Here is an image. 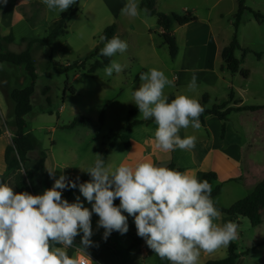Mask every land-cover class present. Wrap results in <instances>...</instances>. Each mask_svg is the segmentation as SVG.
I'll list each match as a JSON object with an SVG mask.
<instances>
[{
  "label": "rangeland",
  "instance_id": "1",
  "mask_svg": "<svg viewBox=\"0 0 264 264\" xmlns=\"http://www.w3.org/2000/svg\"><path fill=\"white\" fill-rule=\"evenodd\" d=\"M245 1L249 10L244 12L238 29L237 37L241 49L236 52V57L241 61V71H248L249 77L245 79L240 73L234 75L227 70L220 71L222 58L219 53L216 52V56L213 53L212 70H215L222 80L218 85L210 87L208 94L212 102L206 108H212L215 102L225 103L232 91L236 95L229 107H262L257 113L232 112L227 122L231 136L235 135V138H238L237 134H240L242 143L255 149L249 153L258 166L253 170L251 167L247 168L248 174L252 175L249 186H243L239 181L224 186V193L214 202L225 208L244 199L250 194L249 190H254L251 189L252 186H256L264 179V25L259 24L254 17V13L264 16V0ZM155 2L159 13L183 16L189 12L198 18L209 20L218 47L228 46L234 36L237 0H155ZM125 3L126 0H77L71 6L77 8L78 12L69 23L68 34L60 36L51 47L34 44L30 50L38 79L31 99L32 112L25 120L27 134L35 145V150L29 154L28 169L36 176L37 194L51 188L55 179L62 174L70 179L79 176L83 182L90 181V175L80 168L91 165L96 159L95 154L103 157L112 144L115 147L109 152L105 163L113 168L118 166L129 153L124 143L116 139L118 135L132 138L135 143H142L148 136L144 131L149 130L154 134L157 125L140 126L131 135L126 131L128 121H148L140 116L139 111L130 117V112L138 108L132 103L130 90L139 87L140 73L151 68L162 70L173 79L172 71L180 67L181 59H172L167 46L163 45L157 18L143 11L138 18L123 16L120 10ZM138 3L141 8L142 0H138ZM22 5L26 7L25 15L20 11ZM71 7L63 13H69ZM63 13L57 15L48 11L42 0H6V3L0 0V36L3 51L21 53L27 49L29 41L46 38L50 24L58 20ZM114 24L117 27V36L127 42L128 48L123 54L117 53L109 59H115L123 65V71L119 74L114 72L111 77L105 75L104 68L91 73L90 68L103 61V58L97 55L105 43L100 37ZM177 27L175 24L173 30L176 31ZM10 35L13 41H6ZM185 35L184 29L176 32L181 53L184 50ZM203 46L204 51L211 49L205 44L200 45V48ZM245 50L250 52L247 53ZM75 65L76 68L68 69L69 66ZM29 84L30 78L24 66L0 64V127L4 131L0 151L6 142V146L11 143L15 135L14 105L10 93L13 89L25 88ZM71 88L76 90V94L70 92ZM174 93L175 87L165 89L168 97L174 96ZM238 100L243 101V104L237 103ZM81 117L89 119L91 124L67 128L75 119ZM211 126L212 129L215 128V125ZM229 139L233 140V137ZM138 148L134 146V153ZM42 152L47 154L44 170H41L38 164ZM4 153L5 151L0 153L1 172L6 169ZM49 169L55 170L54 177L49 176L47 171ZM1 172L0 175L5 174ZM4 182L13 186L16 192L14 179L10 174L4 175ZM60 191L62 198L67 199L64 190ZM77 196L85 207L91 209V204L81 195L79 189L67 201L73 203ZM221 214V223L232 221L239 226L238 239L231 242L237 246V253L242 254L237 264H264V208L263 223L258 227H254L247 218L233 220L228 215ZM125 216L128 222L127 233L113 231L105 240L104 229L97 228L99 217L93 213L92 245L85 248V253H77L76 248L81 246L83 235L81 232L75 237L74 242L77 244H73L67 252L78 261L82 257H88L92 259V263L95 261L94 264H170L168 260H162L148 248L143 238L137 236L134 217L128 214ZM135 238L140 240L137 248L133 247ZM229 246L211 254L202 253L199 264H206L209 260L226 259Z\"/></svg>",
  "mask_w": 264,
  "mask_h": 264
},
{
  "label": "clouds",
  "instance_id": "2",
  "mask_svg": "<svg viewBox=\"0 0 264 264\" xmlns=\"http://www.w3.org/2000/svg\"><path fill=\"white\" fill-rule=\"evenodd\" d=\"M76 2L42 0L46 9L57 15ZM141 11L147 13V9L141 10L138 0H126L120 10L129 18H138ZM100 39L105 41L99 52L102 57L123 54L128 48L118 36ZM123 67L111 59L104 73L111 77L114 72L121 73ZM139 80V87L130 90L131 100L144 120L152 119L157 125L153 134L155 149L162 153L193 150L197 137L181 138L179 132L189 126L200 128L204 108L199 100L177 94L169 101L165 89L175 87L174 78L157 68L140 73ZM197 87L193 72L187 91L194 93ZM95 156L91 165L80 168L90 175V181L78 183L79 176L72 180L62 174L42 194L15 192L13 186L0 180V264H78L67 249L81 232L77 253H85V248L92 245L93 213L99 217L97 228L104 229L105 240L113 231L127 233V216L123 213L134 217L137 236L170 264H199L202 253L211 254L238 239L237 223H221L222 214L212 199V185L207 180L150 160L122 162L113 168L100 154ZM47 171L54 177L55 170ZM76 188L91 209L84 206L79 196L73 203L62 198L60 190ZM117 199L118 206L114 204Z\"/></svg>",
  "mask_w": 264,
  "mask_h": 264
},
{
  "label": "trees",
  "instance_id": "3",
  "mask_svg": "<svg viewBox=\"0 0 264 264\" xmlns=\"http://www.w3.org/2000/svg\"><path fill=\"white\" fill-rule=\"evenodd\" d=\"M238 1V9L234 16V24L233 27L235 29L234 36L230 42V44L225 47L222 51V59L224 61V67L232 74L240 73L245 79L249 77L248 71H241V61L237 59L236 52L241 49L240 43L238 41L237 33L238 29L241 25L242 16L246 10H249L246 6L245 0H237ZM142 9H147V14L151 17L157 18V24L159 28L162 30L160 34L161 38H163V45L167 46L170 56L172 59H175L179 53V46L177 42V37L173 33V26L176 24L180 27H183L189 23L198 22L199 18L191 13H187L186 15H177V14H164L159 13L156 10V2L155 0H142L141 3ZM20 11L24 15L26 14V7L20 6ZM78 12L77 8L71 7L69 13H63L58 20L52 22L49 26L48 36L44 39L40 40H31L28 42L27 49L21 53H13V52H4L2 49V37L0 36V64H11L13 66H24L25 70L30 78V84L25 88H16L13 89L10 93L11 101L14 105L13 114H14V137L9 145H7L4 153L6 171L4 175L10 174V176L14 179V188L16 192L27 191L33 195H37L35 190V181L36 176L34 172L28 169L29 163V154L35 150V145L32 139L27 134V123L25 117L32 112V96L35 93V84L37 82L38 76L36 73V69L34 63L32 61L31 56V48L34 44H41L43 46L51 47L55 41L60 37L68 34L69 23L72 20V17ZM26 17V16H25ZM254 17L259 24L264 25V16L260 13H254ZM29 20L28 17H26ZM117 27L116 25H112L107 28L102 36H106L108 39L113 36H117L116 34ZM6 41H13L12 35L5 39ZM245 52L249 53L250 51L245 50ZM99 52H97V55ZM102 57V56H101ZM102 62H97L93 67L90 68L91 73H95L97 70L104 68L109 62L110 59L108 57H102ZM79 65H77V68ZM75 66H69L68 69H74ZM72 94H76V90L74 88L70 89ZM236 93L232 91L229 95L228 101L223 104H215L212 108L208 109L206 106L210 102V96L205 94L201 100H199L200 104L204 108L203 114L200 116V120L203 125H205V118L207 116H214L220 122H222V138L225 137L227 122L229 121V116L232 112H244V111H252L255 112L262 107L256 106H241L238 108L229 107L230 103L234 101ZM174 96H169V101L174 99ZM237 103H243V101L238 100ZM139 111L137 108L135 111L130 112V117L133 114ZM101 117V122H102ZM154 123V120L150 119L148 121H128L126 124V131L130 132L132 128L140 126V125H148ZM91 124L90 120L81 117L74 120V122L67 126V128L72 129L76 126H89ZM3 128L0 127V137L3 135ZM116 139L121 140L124 145L129 148L130 147V139L128 137L117 136ZM115 146L112 144L110 149L106 151L103 158L107 159L108 154L111 150H113ZM47 159L46 152H42L41 158L39 160V167L41 170H44L45 162ZM169 168L185 172L183 168L178 167L175 163H172L168 166ZM22 169L24 172H22ZM4 175H0V180L4 181ZM76 178L72 179L75 180ZM201 180H207L212 185V199L219 196L223 189V184L218 182V175L215 171H210L205 173ZM237 181V179H236ZM78 183H83L82 180L79 179ZM76 189H65V197L66 200H70L73 193ZM119 199L114 201L115 205H119ZM216 207L221 211V213L228 215L233 220H237L240 217L247 218L250 220L251 224L254 227H258L263 223L262 210L264 208V179L259 182L254 188L253 192L246 196L244 199L237 201L229 208L221 207L215 204ZM139 238L133 239V247L137 248L139 245ZM74 244H77L74 242ZM69 256H72L71 253H68ZM242 256V254L237 253V246L233 243L230 244L228 248V257L222 260H210L206 264H237L238 259Z\"/></svg>",
  "mask_w": 264,
  "mask_h": 264
},
{
  "label": "crops",
  "instance_id": "4",
  "mask_svg": "<svg viewBox=\"0 0 264 264\" xmlns=\"http://www.w3.org/2000/svg\"><path fill=\"white\" fill-rule=\"evenodd\" d=\"M183 29L186 31L184 50L181 53V50L179 49L178 56L176 57V59H181L180 67L177 70L172 71L176 83L174 96L177 94H187V85L191 80L193 72H195L198 87L194 94L188 92V95L201 100L205 94L209 93L208 91H210V87L218 85L219 81L222 80V77L218 73H215V70H212L213 62H211V58L213 53L216 56V52L219 53L222 58V51L227 46L218 47L215 42L216 39L212 35L213 31L209 20L199 18L198 22L189 23L183 27L178 26L176 31L173 30V33L176 35L178 30L181 31ZM203 44L210 46L211 49L204 51V46L203 48H200V45ZM223 67L224 61L222 59L220 71L226 70ZM199 76H203L204 78H199ZM211 102L212 99L210 96L209 104H211ZM215 104L218 103L215 102L214 105ZM260 110L261 109L253 113L260 112ZM200 124L201 126L198 130L189 126L187 129H181L179 132L181 138L188 135H194L197 137L196 146L191 151L176 149L169 153H162L155 149L153 134H151L149 130H146L144 132H146V135L148 136L142 143H135L132 138H129L130 147L127 148L129 149V153L122 162L134 163L141 160H150L157 165L167 167L170 164L175 163L186 172L195 175L199 180H201L205 173L215 171L218 175V182L223 184V189L220 195L224 193V186L226 184L234 183L233 181H236V179L243 186H249V180L252 179V175L248 174L247 168L251 167L253 170L258 166L256 160H254L249 153L255 149L248 144H243L240 139V134H237L238 138H235V135L231 136L228 126L225 137L222 138V122L214 116H207L205 118V125L202 124L201 120ZM212 124L215 125L214 129H212ZM140 126L132 128L129 134L131 135L134 130ZM146 126H156V124L154 122ZM230 137H233V140H230ZM1 138H3V136L0 137V141ZM6 144L7 142L3 145L0 153L5 151L7 147ZM134 146L139 147L138 151L135 153ZM5 171L6 169H3L2 172H0L4 173ZM255 187L256 186L254 185L251 189ZM252 192L253 190H249L248 193ZM220 195L217 197H220ZM126 214L127 213L125 212L124 215ZM90 260L92 261V259ZM94 263L95 261L92 264Z\"/></svg>",
  "mask_w": 264,
  "mask_h": 264
},
{
  "label": "built area",
  "instance_id": "5",
  "mask_svg": "<svg viewBox=\"0 0 264 264\" xmlns=\"http://www.w3.org/2000/svg\"><path fill=\"white\" fill-rule=\"evenodd\" d=\"M78 264H92V261L88 257H82L78 261Z\"/></svg>",
  "mask_w": 264,
  "mask_h": 264
}]
</instances>
